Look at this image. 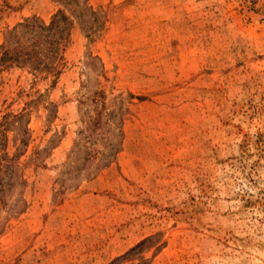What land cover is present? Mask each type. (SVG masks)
Wrapping results in <instances>:
<instances>
[{
  "label": "rangeland",
  "instance_id": "rangeland-1",
  "mask_svg": "<svg viewBox=\"0 0 264 264\" xmlns=\"http://www.w3.org/2000/svg\"><path fill=\"white\" fill-rule=\"evenodd\" d=\"M57 11L59 75L0 67V264H264V0H0V45Z\"/></svg>",
  "mask_w": 264,
  "mask_h": 264
},
{
  "label": "trees",
  "instance_id": "trees-1",
  "mask_svg": "<svg viewBox=\"0 0 264 264\" xmlns=\"http://www.w3.org/2000/svg\"><path fill=\"white\" fill-rule=\"evenodd\" d=\"M71 22L62 11H57L49 24L35 16L27 18L7 31L0 45V67L27 68L35 73L60 74L64 60L65 42L69 37ZM10 118V119H9ZM24 118L22 112L7 115L0 122V174L13 161L7 152V128ZM25 147L27 144L20 141Z\"/></svg>",
  "mask_w": 264,
  "mask_h": 264
}]
</instances>
